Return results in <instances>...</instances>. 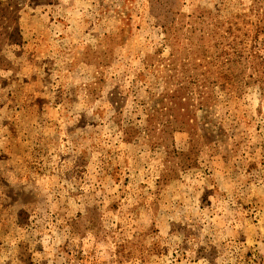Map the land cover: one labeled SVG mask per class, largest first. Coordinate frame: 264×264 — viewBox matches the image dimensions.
Returning a JSON list of instances; mask_svg holds the SVG:
<instances>
[{
  "label": "rangeland",
  "instance_id": "obj_1",
  "mask_svg": "<svg viewBox=\"0 0 264 264\" xmlns=\"http://www.w3.org/2000/svg\"><path fill=\"white\" fill-rule=\"evenodd\" d=\"M0 264H264V0H0Z\"/></svg>",
  "mask_w": 264,
  "mask_h": 264
},
{
  "label": "trees",
  "instance_id": "obj_2",
  "mask_svg": "<svg viewBox=\"0 0 264 264\" xmlns=\"http://www.w3.org/2000/svg\"><path fill=\"white\" fill-rule=\"evenodd\" d=\"M256 47V46H255ZM252 54H256V51H254ZM256 70V69H255ZM171 96V98L174 100V102H176L177 104H182V101H184V97L183 96H174V95H170ZM183 107V106H182ZM184 108V107H183ZM176 116H180L181 114L180 113H176L175 114ZM169 124L171 125V126H174V123L173 122H169ZM180 125V124H179ZM182 125H180V127H181Z\"/></svg>",
  "mask_w": 264,
  "mask_h": 264
}]
</instances>
